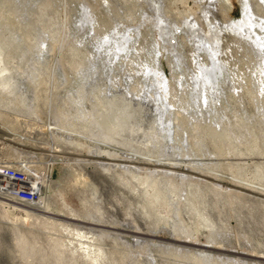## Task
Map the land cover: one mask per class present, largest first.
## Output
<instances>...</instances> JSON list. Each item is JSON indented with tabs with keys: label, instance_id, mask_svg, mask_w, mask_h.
<instances>
[{
	"label": "rangeland",
	"instance_id": "obj_1",
	"mask_svg": "<svg viewBox=\"0 0 264 264\" xmlns=\"http://www.w3.org/2000/svg\"><path fill=\"white\" fill-rule=\"evenodd\" d=\"M242 1L0 0V131L15 138L0 136V163L54 178L45 208L0 195V264H264V53L213 25L238 19ZM201 39L218 44L225 65L212 88L220 124L189 95L196 61L209 59ZM160 78L173 128L162 142L142 127L106 137L77 113L95 100L108 115L125 106L146 128L144 99Z\"/></svg>",
	"mask_w": 264,
	"mask_h": 264
},
{
	"label": "bare ground",
	"instance_id": "obj_2",
	"mask_svg": "<svg viewBox=\"0 0 264 264\" xmlns=\"http://www.w3.org/2000/svg\"><path fill=\"white\" fill-rule=\"evenodd\" d=\"M210 1V0H209ZM215 0H211V4H214ZM243 7H242V13H241V16L238 18V19H233V18H228L227 20H225L224 22L220 21V20H215L213 21V25L215 27H217L215 25V23H219L218 25V28H220V30L223 32L226 30V28H231L233 31H239L240 35H242V38L244 39H248V42L249 41H252L255 45H258V48L259 50H263V53H264V31H256V28L257 26L261 27V29H264V14L261 16V17H256V14L253 10V6L252 4L249 2V1H245L243 0ZM208 3V4H210ZM258 4H261L262 6V9H263V12H264V0H258L257 2ZM216 4V3H215ZM214 4V5H215ZM217 6V4H216ZM215 8V7H214ZM208 12V11H207ZM210 12V11H209ZM83 14V12H82ZM209 14V13H208ZM85 19L87 18V15L84 13V16H83ZM82 19V18H81ZM83 20V19H82ZM81 21V20H80ZM217 21V22H216ZM82 22V21H81ZM80 23V22H79ZM85 24V23H83ZM192 24V27L194 25V23H191ZM79 28H80V25H79ZM82 29V28H81ZM195 29V27H193V30ZM81 32V31H79ZM220 39V37L216 40V42H218V40ZM201 45L203 46V48L206 49V51H208V58L206 63L203 64L205 61H202V57H200V60H197L196 63L197 65L198 64H201L200 66L198 65V68H197V71L194 72L192 74V79L193 81L190 83V86H191V92L189 93L190 95V99L192 101H194V103L198 106H200L202 104V99H203V103L206 104L207 108H206V112H204L205 114H208L210 117V119H212L215 124L218 123L219 121V124L222 123L221 122V117H220V113L218 111V108H217V105L215 104V100H216V95H214L213 93V86L215 84H218V80H219V77H221V74L223 73L224 69H225V65H224V62L220 59V49H219V46L218 44H210L209 45V49H207V47H205V43L206 41H204V39L202 40H199ZM208 41V40H207ZM200 44L198 45V48H200L201 46ZM207 53V52H206ZM1 57V56H0ZM264 58V56H263ZM7 70V67L5 65H1L0 66V75H5V71ZM153 71L157 72V73H161L162 74V70L160 68H153L152 69ZM10 82V79L8 78V76H6V79L3 80V84H9ZM159 87H160V90L161 91H158L155 92L153 95L151 94L150 96H147L144 100L147 101V99L149 100L150 103H147L145 101V103H147L148 105H146L147 107H149L150 109V112H151V119H150V122L147 123L148 126H146V128H144L142 126V124H138L136 121H134L133 118H131V114H130V118L133 119L131 121V123H129V119H128V116H127V110L124 107H121V108H118L117 109H113L115 105H113V110L112 112L108 115L107 112H104V111H100V107L98 106L99 103L96 102V100L94 101L93 103V106H92V109H89V110H81L82 112H80L78 110V114H79V117L80 118H84V119H88L91 120V122L93 123H96V127H98L100 130H102V132L104 131L103 134L106 135V137H108L109 135H114V134H120L121 132L123 131H130L132 134L134 133H137V131L139 130V128L137 127H142L144 129L143 131V134L146 136L145 139H148L149 138V141L152 140V141H161L163 139H168V137L171 136L172 134V124H171V118L172 116V107H170L169 109L171 111H169L168 109V104L169 103H165V102H160L159 99H163L165 96H166V91L169 87V81H167L166 78H160L159 81ZM20 83L17 85L18 88H20L21 86H19ZM22 85V84H21ZM82 88V87H81ZM11 91H14L15 89L11 88L10 89ZM86 90L84 89H80L78 91V97H85L86 95ZM91 92V91H90ZM89 92V93H90ZM13 93V92H11ZM137 94V93H136ZM134 95V93L132 94ZM131 95V96H132ZM123 96V95H122ZM77 97V95L75 96ZM116 97V96H115ZM136 97V96H135ZM122 98V97H121ZM124 98V97H123ZM128 98V97H127ZM144 98V97H143ZM81 99V98H80ZM78 99V100H80ZM94 99V98H93ZM77 100V99H76ZM131 100L133 101V97H131ZM130 100V101H131ZM112 100H110L111 102ZM126 101V99H125ZM135 101V100H134ZM109 102V103H110ZM115 102V101H114ZM119 102V101H118ZM142 102V101H141ZM152 102V103H151ZM190 102V101H189ZM116 103V102H115ZM124 103V102H123ZM122 103V104H123ZM118 104V103H117ZM127 104V103H126ZM128 104H129V101H128ZM133 104V103H131ZM140 104V103H138ZM172 105V104H171ZM108 106V105H107ZM107 106L105 105L104 107L107 108ZM117 106V105H116ZM170 106V104H169ZM112 107V106H111ZM128 107V106H127ZM131 107V106H130ZM135 107V106H134ZM137 107V106H136ZM132 108V107H131ZM136 109V108H135ZM192 109V108H191ZM195 109V108H193ZM133 110V109H132ZM146 110V108H145ZM197 110V108H196ZM131 111V110H129ZM128 111V112H129ZM199 110H197L198 112ZM202 111V110H201ZM132 112V111H131ZM130 112V113H131ZM136 113V110L134 111ZM132 112V113H134ZM192 112V111H191ZM129 114V113H128ZM200 114V112H199ZM198 114V115H199ZM169 115V118L166 117ZM171 116V117H170ZM194 116H195V113H194ZM204 116V115H202ZM201 116V117H202ZM206 116V115H205ZM78 117V118H79ZM111 117V118H110ZM135 118L137 117L136 115L134 116ZM199 117V116H198ZM110 118V119H109ZM165 118L167 120H165ZM83 119V120H84ZM128 119V121H127ZM137 120V119H136ZM196 121V120H195ZM211 122V121H210ZM141 123V122H140ZM234 123H236L234 121ZM233 123V124H234ZM245 123V122H244ZM210 124H213V123H210ZM145 125V124H143ZM214 125V124H213ZM230 125V124H228ZM238 126V125H237ZM241 126V125H240ZM212 127V126H211ZM225 127V126H223ZM234 127V126H233ZM239 127V126H238ZM228 128V127H227ZM235 128V127H234ZM225 129V128H224ZM243 129V128H242ZM2 130V129H1ZM217 130V129H216ZM228 130V129H227ZM234 132V129H232ZM129 131L128 133H125L123 132L124 134H129ZM214 131H215V128H214ZM221 131V130H220ZM223 131V130H222ZM230 131V130H229ZM225 132V131H224ZM240 132V131H239ZM108 133V134H107ZM231 133V131H230ZM229 132H227L226 134L231 138L233 137V135L231 136ZM236 133V132H234ZM6 134V135H5ZM122 134V133H121ZM131 134V135H132ZM9 135V133H8ZM7 133H3L2 131H0V136L4 137V139H7L9 141H14L15 138L11 137V136H8ZM123 135V134H122ZM140 135V134H138ZM220 134H218L219 136ZM236 135V134H234ZM115 136V135H114ZM136 136V135H134ZM141 136H143L141 134ZM105 137V136H104ZM105 137V138H106ZM172 137V136H171ZM221 137V136H220ZM228 137V138H229ZM235 137V136H234ZM225 138V137H224ZM226 138V139H228ZM170 139V138H169ZM232 139V138H231ZM230 139V140H231ZM234 139V138H233ZM232 139V140H233ZM178 141V140H177ZM229 141V139H228ZM235 141V140H234ZM162 142V141H161ZM167 142V141H166ZM152 143V142H151ZM156 143H152V145H149V143L147 144H144L147 145V147H153ZM231 143V142H230ZM174 144V142H173ZM20 145H24V144H18L17 146H15V150L18 151L20 154H23L25 151V149L21 148ZM159 145V143H158ZM162 147V145H160ZM165 146V145H164ZM176 146V144L174 145ZM178 146V145H177ZM184 146V145H183ZM155 147V146H154ZM172 147V145H171ZM146 148V147H144ZM164 147H162L163 149ZM178 148V147H177ZM154 149V148H153ZM156 149V148H155ZM168 149V148H167ZM175 149V147H174ZM188 149V148H187ZM51 151H56V152H60L62 151V149L58 148V149H53L51 148L50 149ZM168 151V150H166ZM176 151V150H175ZM178 151V150H177ZM184 150H182L183 152ZM185 151H186V148H185ZM172 152V150H171ZM174 152V151H173ZM182 152H180L182 154ZM166 153V152H165ZM168 153V152H167ZM178 153V154H180ZM46 153H41V155H45ZM124 154V153H123ZM184 154V153H183ZM111 155V154H109ZM109 155H101L102 157L101 158H104V159H111L110 157H108ZM112 155L114 156H124V155H121L119 153H112ZM137 156V155H136ZM127 157V156H126ZM131 157V156H130ZM130 157H127L128 159ZM145 159H148V161H156V158H152V157H147ZM123 161V159H120ZM127 161V160H126ZM129 163L130 162H136L137 164H140V163H149L148 161H145V160H128ZM28 162V161H27ZM24 163V162H23ZM98 163V162H97ZM156 163V162H155ZM25 166H26V170L29 172V174L33 175V177L35 178L36 182L38 183L40 189L43 191V194L41 195V198L39 201L35 202L37 203L39 206L41 207H46V190L47 188L51 187L52 184H53V177H52V170H48V171H43V172H39V171H36L35 168H33V166L31 167V165L29 163H24ZM156 164H159V165H162V166H165V167H168V168H176L178 167L180 170H187V172H194L197 174V171L196 168H191V167H187V164L186 165H183L181 162H175V161H163L162 163H156ZM191 166V165H190ZM193 166V165H192ZM196 166V164H195ZM51 167V165H50ZM162 168V167H161ZM195 169V170H194ZM202 169V168H201ZM203 171V170H202ZM207 171V170H205ZM185 172V171H184ZM199 172V171H198ZM205 173V172H204ZM210 173V172H209ZM198 174L201 175V173L199 172ZM203 174V173H202ZM211 174V173H210ZM215 175V173H214ZM205 176V175H203ZM210 176V175H209ZM185 177V176H184ZM208 177V176H207ZM219 178V177H218ZM1 193V192H0ZM146 202V201H144ZM149 205V204H148ZM69 218L73 219L74 220H78V216L77 214H74L72 217L68 216ZM75 222V221H74ZM132 222V221H131ZM142 225V224H140ZM112 226V224H111ZM124 228V227H123ZM68 230H71L72 228H67ZM137 229V228H136ZM73 230V229H72ZM130 230V229H129ZM128 231V230H127ZM132 231V230H131ZM152 231V230H151ZM72 232V231H71ZM147 232V231H146ZM75 234L79 235L81 237L85 236V234L82 232L79 231H76L74 232ZM140 233V232H139ZM147 235V234H146ZM86 237V236H85ZM183 237V236H182ZM180 244V243H179ZM209 248V247H208Z\"/></svg>",
	"mask_w": 264,
	"mask_h": 264
},
{
	"label": "built area",
	"instance_id": "obj_3",
	"mask_svg": "<svg viewBox=\"0 0 264 264\" xmlns=\"http://www.w3.org/2000/svg\"><path fill=\"white\" fill-rule=\"evenodd\" d=\"M0 195L7 199L33 204L40 200L43 191L24 163H0Z\"/></svg>",
	"mask_w": 264,
	"mask_h": 264
}]
</instances>
